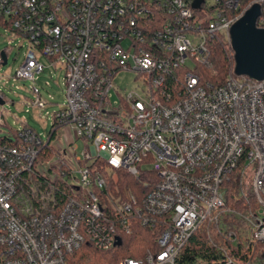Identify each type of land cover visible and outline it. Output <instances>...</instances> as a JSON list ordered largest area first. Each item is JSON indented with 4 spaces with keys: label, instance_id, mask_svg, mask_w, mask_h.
Segmentation results:
<instances>
[{
    "label": "built area",
    "instance_id": "built-area-1",
    "mask_svg": "<svg viewBox=\"0 0 264 264\" xmlns=\"http://www.w3.org/2000/svg\"><path fill=\"white\" fill-rule=\"evenodd\" d=\"M196 1L0 0V25L28 42L15 77L34 82L43 56L65 82L45 139L22 128L14 146L0 143V264H64L83 244L117 247L137 225L153 230L155 247L118 264H177L226 212L233 181L256 205L239 214L250 241H264V80L213 85L196 74L209 41L229 43L264 0ZM121 71L145 84L143 97L114 91Z\"/></svg>",
    "mask_w": 264,
    "mask_h": 264
},
{
    "label": "trees",
    "instance_id": "trees-1",
    "mask_svg": "<svg viewBox=\"0 0 264 264\" xmlns=\"http://www.w3.org/2000/svg\"><path fill=\"white\" fill-rule=\"evenodd\" d=\"M257 27L264 28V6ZM209 50V64L196 70L200 80L216 85L229 75L235 76L233 52L226 39L222 36L213 38L209 41ZM54 127L55 123L52 124ZM13 138L15 140L8 136L1 137L0 143L14 146L17 142L16 132ZM129 183L137 184L132 179ZM225 206L226 212L217 224H205L191 236L177 258V264H264V241H250V227L239 215L256 208L249 186L241 185L238 181L229 183ZM154 236L153 230L137 225L130 235L121 236L120 246L100 251L83 244L64 264H118L123 259H138L155 247Z\"/></svg>",
    "mask_w": 264,
    "mask_h": 264
},
{
    "label": "rangeland",
    "instance_id": "rangeland-1",
    "mask_svg": "<svg viewBox=\"0 0 264 264\" xmlns=\"http://www.w3.org/2000/svg\"><path fill=\"white\" fill-rule=\"evenodd\" d=\"M21 46V47H20ZM28 42L20 37H12L10 32L0 25V52L7 49L6 65H0V95L4 105L0 106L4 125L0 124V138H13L22 128L35 131L43 139L52 129L53 113L61 110L65 104L64 71L54 66L45 57H40L43 71L34 82L23 81L15 77V72L28 52ZM188 68L193 63L187 61ZM114 91L124 95L135 92L143 97L145 84L131 71H121L114 78ZM114 98L117 99L115 93ZM38 101L39 104H33ZM58 128V142H63V130ZM79 151L82 144L78 143ZM260 208L258 213L264 214ZM119 263V262H118Z\"/></svg>",
    "mask_w": 264,
    "mask_h": 264
},
{
    "label": "water",
    "instance_id": "water-1",
    "mask_svg": "<svg viewBox=\"0 0 264 264\" xmlns=\"http://www.w3.org/2000/svg\"><path fill=\"white\" fill-rule=\"evenodd\" d=\"M201 0H197L193 7L197 8ZM261 16V6L252 5L244 15L230 28V48L233 52L234 69L237 77H246L253 81L264 80V28L257 27V20ZM6 65V56L1 53ZM4 100L0 97V106ZM116 246L121 245L117 239Z\"/></svg>",
    "mask_w": 264,
    "mask_h": 264
}]
</instances>
